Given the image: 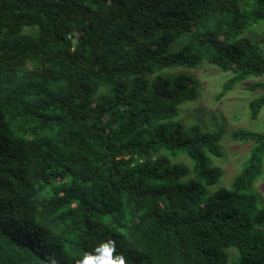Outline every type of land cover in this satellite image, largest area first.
Returning <instances> with one entry per match:
<instances>
[{
    "label": "trees",
    "instance_id": "1",
    "mask_svg": "<svg viewBox=\"0 0 264 264\" xmlns=\"http://www.w3.org/2000/svg\"><path fill=\"white\" fill-rule=\"evenodd\" d=\"M261 24L264 0H0V264H81L107 240L127 264H264V131L188 125L197 85L161 71L207 59L222 99L264 78ZM227 139L251 150L222 186Z\"/></svg>",
    "mask_w": 264,
    "mask_h": 264
},
{
    "label": "rangeland",
    "instance_id": "2",
    "mask_svg": "<svg viewBox=\"0 0 264 264\" xmlns=\"http://www.w3.org/2000/svg\"><path fill=\"white\" fill-rule=\"evenodd\" d=\"M251 34L253 35V39L259 40L264 53V24L253 27ZM184 37L185 35L173 42L170 49L172 51H178L185 41ZM190 41L193 42L192 37ZM161 71L162 73L173 75L179 72L186 73L191 76L196 83L199 97L194 101L187 102V105H182L179 109L178 116L188 125L198 123L202 125L204 129L211 131L224 126L227 136L231 131L242 128L250 131H264V109L257 118L251 116L249 109V102L262 95L264 90H250L247 88L250 83L264 81V78H248L226 93L225 97L217 99V95L230 74L218 65L210 63L207 59H204L202 64L197 68L177 66L167 67ZM226 141L225 150L227 157L221 158L220 160V165L224 166L226 172L225 178L221 182L222 186H229L233 182L238 173L239 164L242 163L245 158H248L251 150V145L246 143L242 145L243 141L232 139H227ZM177 159L181 162L188 163L185 156L181 155ZM255 191L259 195L260 200L264 202V173L257 180ZM229 250L232 256L236 258L238 255L237 248L231 247Z\"/></svg>",
    "mask_w": 264,
    "mask_h": 264
},
{
    "label": "clouds",
    "instance_id": "3",
    "mask_svg": "<svg viewBox=\"0 0 264 264\" xmlns=\"http://www.w3.org/2000/svg\"><path fill=\"white\" fill-rule=\"evenodd\" d=\"M81 264H127V262L122 254L116 252V243L107 240L97 245L93 253L84 255Z\"/></svg>",
    "mask_w": 264,
    "mask_h": 264
}]
</instances>
